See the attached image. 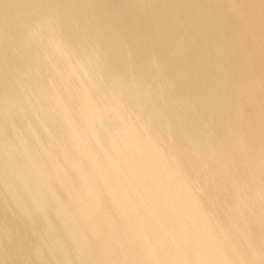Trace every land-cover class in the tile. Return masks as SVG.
Masks as SVG:
<instances>
[{
    "label": "bare ground",
    "instance_id": "6f19581e",
    "mask_svg": "<svg viewBox=\"0 0 264 264\" xmlns=\"http://www.w3.org/2000/svg\"><path fill=\"white\" fill-rule=\"evenodd\" d=\"M0 264H264V0H0Z\"/></svg>",
    "mask_w": 264,
    "mask_h": 264
}]
</instances>
